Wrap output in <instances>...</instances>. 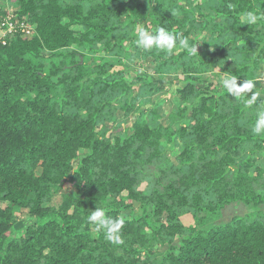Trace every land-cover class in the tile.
Returning a JSON list of instances; mask_svg holds the SVG:
<instances>
[{"label": "trees", "instance_id": "16d2710c", "mask_svg": "<svg viewBox=\"0 0 264 264\" xmlns=\"http://www.w3.org/2000/svg\"><path fill=\"white\" fill-rule=\"evenodd\" d=\"M10 7L37 35L0 44V264H264V0H6L0 15ZM139 27L197 47L151 49L157 72L182 74L168 113L153 75L126 65ZM230 76L254 87L233 96ZM237 202L255 210L216 219ZM96 207L124 218L122 243L88 222ZM21 211L33 219L17 230Z\"/></svg>", "mask_w": 264, "mask_h": 264}, {"label": "clouds", "instance_id": "9594fccd", "mask_svg": "<svg viewBox=\"0 0 264 264\" xmlns=\"http://www.w3.org/2000/svg\"><path fill=\"white\" fill-rule=\"evenodd\" d=\"M246 19L249 24H256L257 15L253 12L246 13ZM179 41L189 53V55H196L197 47L190 46L187 38L181 37L180 34L170 31L165 27H159L153 32H150L144 27L137 29V38L135 44L137 47L145 51L157 48L168 53H171ZM222 86L233 96L250 91L254 84L250 80H246L240 84L237 82V77L230 76L222 81ZM255 95L252 99L255 100ZM252 132L255 135H264V108H260L256 112L255 124L252 127ZM87 220L90 224L95 225L96 231H103L106 239L114 243H122L120 237V230L123 227L125 220L122 216L115 218L108 217L103 208L96 207L88 215Z\"/></svg>", "mask_w": 264, "mask_h": 264}, {"label": "rangeland", "instance_id": "374dc122", "mask_svg": "<svg viewBox=\"0 0 264 264\" xmlns=\"http://www.w3.org/2000/svg\"><path fill=\"white\" fill-rule=\"evenodd\" d=\"M6 0H0V3L4 4ZM13 7H10V9ZM130 56L129 59H126V65L130 67L133 71H139L141 74L147 75H153L154 82L158 85H161L160 91L156 92L152 96V100L155 102H159L163 100L164 102L160 104L159 106V112L160 114L168 113L170 109L173 106L172 99L174 96V90L175 88L179 86H183L184 82L182 81V74L180 73V70L172 71V72H157L154 61L155 56L152 54L151 50H149V54L146 56L143 54V51L139 49V47L136 46V44H130L129 46ZM212 75V74H211ZM260 77L258 80V85H260V88L264 85V64L260 70ZM213 76V75H212ZM254 94H251L249 97V100H252ZM257 97V95H255ZM259 97V96H258ZM154 102V103H155ZM176 152H174L173 155H175ZM68 192H71V188H68ZM63 194L62 192L55 193L53 195L51 204L58 205L62 201ZM231 205V204H230ZM228 206V205H227ZM225 207V211L221 212V215L218 216L216 219H218L219 222L231 219L235 214L244 215L250 212V210H245L241 206H237L236 203H234L231 206ZM137 211H141V207L137 206ZM126 215L129 214V212L125 213ZM33 217L27 214L26 211L18 212L17 220L15 228L17 230H22L30 221H32ZM183 220L186 223L193 222V217L191 214H186L183 216Z\"/></svg>", "mask_w": 264, "mask_h": 264}, {"label": "built area", "instance_id": "2783aa9c", "mask_svg": "<svg viewBox=\"0 0 264 264\" xmlns=\"http://www.w3.org/2000/svg\"><path fill=\"white\" fill-rule=\"evenodd\" d=\"M16 35L35 37L37 29L25 18H19L10 9L8 14L0 15V44L5 45Z\"/></svg>", "mask_w": 264, "mask_h": 264}, {"label": "crops", "instance_id": "0c3cea01", "mask_svg": "<svg viewBox=\"0 0 264 264\" xmlns=\"http://www.w3.org/2000/svg\"><path fill=\"white\" fill-rule=\"evenodd\" d=\"M234 203H232L231 205H233ZM237 204V206H243L242 208H244L246 211L247 210H250V212H252V211H254L255 210V207L254 206H252V205H246V204H243V203H240V202H237L236 203ZM231 205H228V206H231ZM227 206V207H228ZM261 209H263L264 210V205H262L261 207H260ZM225 209V208H224ZM222 210V211H225V210ZM235 215H239V214H235Z\"/></svg>", "mask_w": 264, "mask_h": 264}]
</instances>
